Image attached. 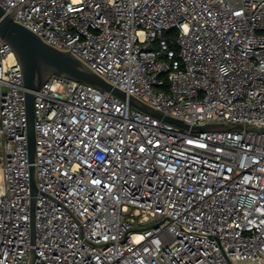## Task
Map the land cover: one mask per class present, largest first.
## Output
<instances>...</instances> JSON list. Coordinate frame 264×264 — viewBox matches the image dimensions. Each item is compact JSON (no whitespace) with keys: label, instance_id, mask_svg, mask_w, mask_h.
I'll list each match as a JSON object with an SVG mask.
<instances>
[{"label":"built area","instance_id":"obj_1","mask_svg":"<svg viewBox=\"0 0 264 264\" xmlns=\"http://www.w3.org/2000/svg\"><path fill=\"white\" fill-rule=\"evenodd\" d=\"M0 5L127 96L231 127L50 74L32 244L24 74L0 35V264H264V0Z\"/></svg>","mask_w":264,"mask_h":264},{"label":"water","instance_id":"obj_2","mask_svg":"<svg viewBox=\"0 0 264 264\" xmlns=\"http://www.w3.org/2000/svg\"><path fill=\"white\" fill-rule=\"evenodd\" d=\"M0 35L11 45L24 74V85L26 88V112L29 143V160L31 162V189H32V244L36 241L35 210L37 202L38 173L36 161V129H35V94L34 91L41 89L50 74H61L66 77L89 83L103 91H110L114 95L128 100L131 106L152 114L155 117L174 123L178 126L192 129L194 131L229 130L231 127L224 124H205L190 127L184 121L162 114L157 109L134 96H127L126 92L115 87L96 73L84 62H82L71 51L59 49L45 42L38 34L25 25L15 21L11 16L5 14L0 5ZM242 125H240L241 127ZM258 131H264V127H255ZM35 248L30 252V264L36 259Z\"/></svg>","mask_w":264,"mask_h":264},{"label":"trees","instance_id":"obj_3","mask_svg":"<svg viewBox=\"0 0 264 264\" xmlns=\"http://www.w3.org/2000/svg\"><path fill=\"white\" fill-rule=\"evenodd\" d=\"M167 37H168V42H169V46L171 49H175L177 51V47L175 44V38L178 35V31L176 29L170 30L166 33ZM167 56V54H166ZM177 57V56H176Z\"/></svg>","mask_w":264,"mask_h":264}]
</instances>
